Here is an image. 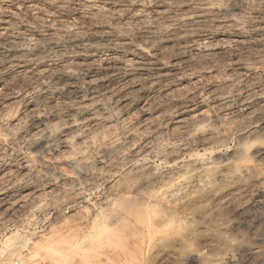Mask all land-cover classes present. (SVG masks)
<instances>
[{"label": "rangeland", "instance_id": "rangeland-1", "mask_svg": "<svg viewBox=\"0 0 264 264\" xmlns=\"http://www.w3.org/2000/svg\"><path fill=\"white\" fill-rule=\"evenodd\" d=\"M5 1L10 11L17 12L19 21L9 28L10 32L12 29L15 32L16 36L12 38L15 40H0V53L8 48L30 53L50 38L66 40L69 36L66 30L72 25L73 29H80H77L80 34L84 32L82 35L102 34L104 30L115 31L119 27L124 41H120V47L99 42L100 50L107 52L102 61L100 58L65 61L62 55L56 54L54 62L38 69H27L29 60L23 68L4 65L0 56V193H6V197L15 193L17 197L13 205L0 207V264H58V261L59 264H264V154L254 156V170L258 172L253 171L246 179H241L242 183L238 181L236 186L232 185L233 189H225L226 192L217 195L222 196L221 199L208 197V202L203 204L208 211L199 210L196 215H191L193 218L188 216L181 223L175 221L173 226H167L168 231L174 227L170 233L175 239L170 243L174 244L175 251L154 248L143 254L133 252L136 240L127 230L140 227L133 217L128 221L130 227L125 223L123 228L121 225L101 230L110 223L111 217L108 216L112 211L121 206L118 202L108 208V201L114 198L108 186L127 175L133 177L136 164L149 158L157 147L175 146L187 156L195 151L206 153L205 148L215 149L211 141L222 136L228 143L225 141L226 146L220 151H227L225 155L230 156L237 147L236 128L247 125L249 129L255 126V119L264 117V102L257 100L264 95V0L228 4L220 13L209 17L210 20L195 26L194 30L198 28L195 32L197 41L207 37L212 42L208 49L201 47L200 42L193 45L178 42L176 39L182 34L180 30L164 35L154 30L156 37L150 41L155 46L150 55L135 54L137 44L146 41L149 30H142L137 23L134 25L131 16L141 5L155 21L166 23L160 13L165 5L163 0H127L123 2L127 6L123 3L114 5L109 16L89 15V12L85 15L80 13L78 5L64 6L61 0H36L34 6L28 0H22L20 4ZM173 7L176 12L181 8L179 4ZM230 10L244 15L243 20L248 19L242 26L244 30L221 26L220 16ZM2 12L0 18L4 20L6 13ZM127 21H132V25ZM125 41L127 45L124 46ZM71 49L74 48L68 50ZM132 58L136 61H128ZM66 66L79 68L80 77L75 86L87 97L77 99L73 94H62L46 101L42 97L44 89L61 77ZM89 69L98 71L96 78L93 77L97 86L92 92L86 88L88 79H93L89 76ZM82 105L101 107L96 126L77 131L74 135L77 139L73 138L74 143L69 146L63 147L55 140L45 153V158L52 162L45 165L36 156L37 136L45 128L55 133L54 127L66 121L68 113ZM191 114L195 118L198 114L202 120L195 123L198 117L192 119ZM37 115L45 118L42 124L35 119ZM195 125L202 126L203 136L210 147L208 142L201 145L195 137L186 136L185 133ZM233 125H237L236 130ZM263 138L262 135L255 146L263 145ZM250 139L254 140L253 137L246 140L251 142ZM107 148H114V154L108 153L107 156ZM207 153L210 155V151ZM77 157L80 161L75 160ZM81 159L91 164L90 169L80 167ZM152 160L159 165V170L167 168L165 162ZM212 211L219 213L220 218L209 220L210 223L207 219ZM94 212L100 220L104 218L93 228L96 234L99 233L76 249L82 236L91 231ZM217 221L227 223L222 226L225 228H221V222Z\"/></svg>", "mask_w": 264, "mask_h": 264}, {"label": "bare ground", "instance_id": "bare-ground-1", "mask_svg": "<svg viewBox=\"0 0 264 264\" xmlns=\"http://www.w3.org/2000/svg\"><path fill=\"white\" fill-rule=\"evenodd\" d=\"M13 1H16L17 3L20 4V2L22 0H13ZM35 1L36 0H28V2H30L32 4L31 6H34L33 3ZM125 1H127V0H61L60 3L64 4V6L66 4L68 5L71 3L76 4V6L78 5L77 8L80 9L79 11L82 14H84L85 12H87V13L89 12V15H90V13H94V15L99 14V15L109 16L108 14L111 15L110 10L112 9V11H113L112 7L114 5H116L117 3L121 4ZM244 1L245 0H192V2H191V0H163L165 5L163 7L161 6L162 10H160V13L164 17V19L166 18V23H161V22L155 21L154 18L149 16V14H148L149 11L147 12V10L140 7L141 6L140 5L139 7L134 9L132 12L131 17L134 21L133 23H134V25H136L135 23L140 25L142 27V30H144V31L149 30V31H147V34H146V41L144 43H142L143 42L142 41L141 44H139V45L137 44L135 54H137V53L143 54V55L144 54H146V55L147 54L148 55L153 54L152 50H153V46H155V45L150 40L153 38V36H155L154 30H158L163 35L164 34H172L173 31L180 30V32H182V34H179L180 37L178 38L176 36L178 34L175 35L177 37L176 40L178 42H183L186 44L188 43L191 45L196 44L195 42H200L199 45H201V47L203 46L205 49H208L211 47L212 42L209 41L207 37L205 39L203 38L204 40L200 39V41L199 40L197 41L196 40L197 35H195V32H197L196 29H198V28H195V30H194V27L195 26L197 27L199 24H201L202 22H204L207 19L210 20L209 17L220 13L228 4H231V5L236 4V3L242 4ZM260 2H261V0H260ZM12 4H11V6H13ZM35 4L37 5V3H35ZM123 4L126 5V3H123ZM130 4L132 5V2H130ZM176 4H179V6H181L180 10L179 9L177 10L178 12H176L174 7H173V5L176 6ZM122 5H121V7H122ZM43 7H42V9H43ZM70 7H71V5H70ZM117 8L120 9V7H117ZM119 9H118V11H119ZM1 10L6 13V16H5L6 19L1 20L2 17L0 18V40H2V39L7 40V42L11 41V40H15V39H12L16 36V35H14L15 32L14 33L12 32L13 29L10 32L9 28L12 26V24L14 22L19 21L17 15H16L17 12L10 11V7L6 3L5 0H0V11ZM76 10H78V9H76ZM114 10H116V9L114 8ZM36 13H38V12H36ZM48 13H50V12H48ZM77 13H78V11H77ZM38 15H39V13H38ZM85 15H86V13H85ZM99 15H98V17H100ZM241 15H240V13L238 14V13L232 12L230 10V11L223 13L220 16L221 18L218 21L222 24L221 26H223V27L225 26V28L226 27L227 28H234L236 30H239L242 28L244 30V28L242 26H243V24L246 23L244 21H247L248 19L243 20L244 15L243 16H241ZM114 16H115V13H114ZM127 22H129V21H127ZM72 23L75 24L76 22L72 21ZM69 24H71V23L69 22ZM130 24L132 25V21ZM130 24H128V25H130ZM207 24H209V23H207ZM72 26H74V25H72ZM72 26L71 27L68 26L69 29L66 30L68 35H69L68 39L61 40V39L54 38V37L50 38L47 41H45V43L42 44L41 46L36 47V49L33 52L28 53L27 51L25 52L24 50L22 51V50H17L14 48H8L4 52L2 51L0 53L2 63L4 65L11 66V67L17 65V66H22V68H23L26 65V60L27 61L29 60V62H27L29 64H27V66H26L27 69H28V67H29V69L30 68L31 69H34V68L38 69V67H41V65L47 64V63H50L51 61H53V59H54L53 57L56 54H60V56L62 55L64 57L65 61L73 60L72 62H75L77 59L78 60L79 59H81V60L82 59H90V60L95 61V59H97V58H100V60L102 61L105 59V57H107V52H105V51L103 52L100 50L101 47H100L99 42H104V43L108 42V43L112 44V46H114V47L115 46L120 47V45H121L120 41L123 40L122 39V36H123L122 31L121 32L119 31V27H118V30H115V31H105L104 30V32L102 34L82 35L84 32L82 34H80L79 32H77V29H79V28L76 29L74 27L76 29L75 30L72 28ZM219 28H221V27H219ZM82 31H83V29H82ZM17 35H19V34H17ZM228 35H230V34L228 33ZM126 41H125L124 46L127 45ZM172 41H174V40L172 39ZM104 43H103V45H104ZM0 44H1V42H0ZM8 45H10V44H8ZM69 48H74V49H73V51L71 49V51H72L71 52L68 50ZM114 53H115V51H114ZM133 57H134V55H133ZM124 58H126V57H124ZM134 60H135L134 58L128 59V61H130V62H133ZM142 60H143V58H142ZM124 61H126V60H124ZM76 62H78V61H76ZM70 64H71V61H70ZM73 65H74V63H73ZM74 67H67L65 70L63 69L64 71H63L61 77L57 78L54 81L52 80L53 82L51 84H49L48 86H46V89L43 88L45 91H43L44 93L42 94L43 95L42 97L46 101H48L47 99H50V98L55 97V96L58 97L59 95H62V94L63 95L67 94L68 96L69 95L71 96L73 94L77 99L78 98L85 99L87 97L86 93L81 91L82 89L80 90L78 87H76L77 86L76 85L77 80L80 77V70H78L79 68L77 69V67H75V68ZM128 67H130V66L127 65L126 68H128ZM25 71H26V69H25ZM82 72H84V71H82ZM97 72H98L97 69H93L92 71L90 70L91 74L89 76L92 78L93 77L96 78L95 76L97 75ZM88 74H89V72H88ZM94 78L88 79L89 81L86 82V85H87L86 88L90 92H92L97 86L96 79L94 81ZM97 80H98V78H97ZM65 86L67 87V88H65L67 90L64 89ZM39 93H40V91H39ZM258 98H259V99H257L258 101L264 102V95L263 94ZM86 101H87V99H86ZM250 105L251 104H249V106ZM82 106L83 107H81L80 109L78 108L76 110H73L72 112L69 111L70 113L67 112L68 115L67 114L66 115H67L68 119H65L66 121H64V122L58 123L55 127L53 126L54 129L56 128L55 133H53V131L50 128H45V127H44L45 128L44 130H42V131L40 130L41 131L40 133L38 132L39 133V136H37L38 137L37 138L38 149L36 148V150H35L36 156H38L41 159V162L43 161V163H45V165H47V164L49 165V163L51 164V162H52V161L50 162L49 160H47V159H49L48 157H47V159L45 158L47 155V154L45 155V153L47 150H49V146L55 140L58 141V143L60 145H62L63 147L69 146L72 143H74L73 138H75V136L77 135V134H75L77 131L79 132L80 130L85 129V128L90 129L92 126H94V124H96L97 119H98V114L100 112L101 107L100 108L97 106L94 107L92 105H85V106L82 105ZM122 109H123V107H122ZM194 114L196 115V113H194ZM191 115L190 116L192 119L195 118V115H193V114H191ZM197 117H198V114H197ZM201 117H205V116L202 115ZM35 119H37V122H40L39 124H42L41 122L45 120V118L40 116V115H37ZM199 119L200 118L198 117L197 120H194V122L196 123V121H198ZM200 120H202V119H200ZM177 123H179V122H177ZM199 123H201V122H199ZM211 125H213V124H210V126ZM203 126L205 128L206 125H203ZM242 126H239V128H236L238 130V132H237L238 136L236 137V138H238V140L236 139V141H238V142H236L237 147H234V148H236V150L230 156L225 155V154H227V151H226V153H221L220 150H221V148H224V146H226L227 140L225 139V137H222V136L215 137L214 135L216 134V132L213 135V138L214 137L215 138L213 139V141H211L212 144L214 145L215 149H213V147H211V149H209L208 146H206L208 148V149H206L203 146L205 148L206 153L208 151H210V155L207 153L209 156H207L206 153H202L200 151H195V152L192 151L193 153H190L187 156L184 153H181L180 151H178L175 146H168V147L161 146L159 148L157 147L156 150H154L150 153L151 155L149 158L146 157L147 159L142 160L136 164L135 174L133 177H129L132 175L126 176L129 178L121 176L122 178L115 180L116 181L115 183L111 182L113 184L112 185L110 184V186H108V187H110V189H108V188L107 189H108V191H111L114 198H111L110 200L108 199L109 201L107 203V206L108 205H115L114 203H118V202H120L121 206L119 205L120 209L115 208L112 211L111 215L108 216V217H111L110 223L106 224V228L104 227L101 230L102 231L105 229L109 230V228H112L113 226L121 227V225L125 224V223L129 226V225H131V223L128 222L130 220L129 218L133 217L137 221L136 224L140 225L139 228H136L133 230H131L132 228H130L131 231L127 230L129 232V235H131V237L133 236L132 238H134L136 240V244H135V247L133 249V252H135L137 254H143V253H147V252L151 251L154 248H158L160 250L166 249L168 251H175L174 244L170 243V241L175 239L174 237L172 238V236L174 234L172 233L173 235H171V233H170V230H173L174 227L172 229H169V231H168L167 226L169 224L172 225L173 222H175V221H177V223H178L181 220H186L188 218V216H190L189 218H191L192 216H194V214L196 215L199 210H203L202 211L203 213H204V211H208L205 209V206L203 205L205 203V201L208 199V197H214L215 198V196H216V199L217 198L219 199L222 196L217 197V195L223 193L224 191L226 192V190L229 189V187H231L232 185H235L238 181H239L238 183H242L243 181L240 182L241 179L243 180L244 177L246 179V176H248L250 173H253V171H257V170H254L255 166L253 165V159L256 160L254 158V156L256 157V155L264 154V146H263L264 144L263 145L261 144L259 146H258V144H256L257 146H255V143H257L258 140H260V137H262V135L264 137V134L261 135V132L264 131V117L255 119V126L250 127L249 129L247 128V125H245L243 127ZM227 127L228 126H226V128ZM233 127H234V125H233ZM235 127H234V129H235ZM201 129H202L201 125H197V126L195 125V127L193 129L191 128V130L185 134H186V136L188 135L189 137H191V136L195 137V139H197V141L201 145H206L208 140L205 139L206 137L204 138L203 135L205 133L203 134V129L202 130ZM205 132H208V131H205ZM137 133H140V132H137ZM180 135H182V134H180ZM210 137H211V135H209V138ZM228 137H229V135H228ZM251 137L254 138V140L250 139V140H252L251 142L249 140H246L247 138H251ZM187 138L188 137H186V139ZM75 139H77V138H75ZM227 139H229V138H227ZM255 140H257V141H255ZM208 144H209V142H208ZM259 144H260V142H259ZM109 147H111V145ZM112 147H114V145ZM209 147H210V144H209ZM105 148H104L103 152L105 151ZM114 148H109V149L107 148L106 149V152H107L106 155L108 153H113ZM153 149H155V148H153ZM116 150H117V148H116ZM218 152H220V153H218ZM228 153H229V151H228ZM34 155H35V153H34ZM153 158L160 160L162 162H165L167 164V168L166 169L164 168V170H162V169L159 170L160 167H159V165L157 166V164H155V160L154 161L152 160ZM75 160L80 161V157L75 158ZM82 162H83L82 164L80 163L81 164L80 167L85 168V170L90 169V167H91L90 163H88L87 161L84 162V160H82ZM53 163H55V162H53ZM158 164H160V163H158ZM53 167H54V165H53ZM80 171H81V169H80ZM127 172H131V170L127 171ZM127 172H126V174H129ZM77 174H79V171ZM132 174H133V172H132ZM261 174H260V177L262 176ZM261 179L263 180L262 177H261ZM232 191L233 190H231V192ZM234 191H235V189H234ZM112 194L111 195L109 194V195L112 196ZM6 195H7L6 193H0V207L5 205V204L13 205L12 203L16 202V200H17V199H15V198H17L15 193L11 197L7 196L9 198H7ZM10 195H11V193H10ZM228 195H229V193H228ZM231 195H234V194L232 193ZM230 197H232V196H230ZM226 198H228L227 193H226ZM214 200L215 199H213V201ZM216 201H214V202H216ZM206 202H208V201H206ZM216 203L218 204V202H216ZM208 204L210 205V203H207L206 205H208ZM202 206L204 208L200 209V208H202ZM216 206H218V205H216ZM216 206H214V207L217 208ZM109 207L110 206H108V208ZM212 208H213V205H212ZM218 209H219V207H218ZM215 211H212L208 215L209 217L207 216L208 219L207 218L206 219L208 220V222H210L209 220H211V221L216 220L218 218V216L220 218L219 213H217ZM87 213H89V212H87ZM103 213H106V212H103ZM208 213L209 212H207V214ZM220 213H221V211H220ZM96 214L97 213H95V215H93L94 218L92 217L93 218L92 220H94V223H92V228H90L91 231H89L90 233L88 232V234H85L86 236H84V237L82 236V238H84V239L81 238L82 241H80V239L77 240L80 242H78L76 244V247H77V248L75 247L76 249H78V247L84 246L88 241H90L91 238H93L95 235H97L99 233V232H97V234H96L95 230L93 228H95V226L97 224L101 223L102 219L104 221V218L102 217L100 220L99 215L98 214L96 215ZM199 214H201V213H199ZM207 214L205 213V217ZM105 218H107V217H105ZM134 219H133V222H134ZM182 222H184V221H182ZM219 222H221L220 223L221 228H225L222 226L227 224V223L223 224L224 222H222V221H219ZM219 222L217 221V223H219ZM103 223L105 224V222H103ZM175 227H177V226H175ZM122 228H123V225H122ZM218 229H220L219 225H218ZM49 245H50V242H49ZM39 247H41V245ZM43 247H45V246H43ZM48 248L49 247H47V249ZM76 249H74V250H76ZM56 251H58V250H56ZM53 254H54V251H53ZM63 254H65V253L63 252ZM54 256L58 257V254L57 255L54 254ZM58 259H59V257H58ZM58 259H56V261H58ZM54 260H55V257H54ZM59 260H61V259H59ZM57 263L59 264L60 261H58ZM55 264H56V262H55Z\"/></svg>", "mask_w": 264, "mask_h": 264}]
</instances>
